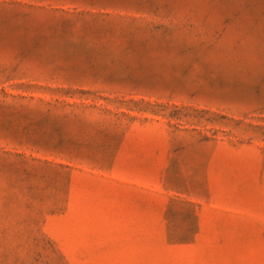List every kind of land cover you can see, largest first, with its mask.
<instances>
[{
  "label": "rangeland",
  "instance_id": "374dc122",
  "mask_svg": "<svg viewBox=\"0 0 264 264\" xmlns=\"http://www.w3.org/2000/svg\"><path fill=\"white\" fill-rule=\"evenodd\" d=\"M0 264H264V0H0Z\"/></svg>",
  "mask_w": 264,
  "mask_h": 264
}]
</instances>
